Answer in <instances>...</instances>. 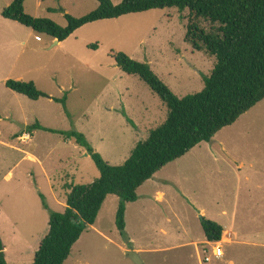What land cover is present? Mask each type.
<instances>
[{
    "label": "rangeland",
    "instance_id": "374dc122",
    "mask_svg": "<svg viewBox=\"0 0 264 264\" xmlns=\"http://www.w3.org/2000/svg\"><path fill=\"white\" fill-rule=\"evenodd\" d=\"M47 2L58 5L55 0ZM62 2L66 3L53 12L39 14L66 26L63 10L80 17L99 6L98 0ZM28 9L33 11L29 4ZM188 13L169 8L97 21L74 32L63 45H54L51 36L41 35V55L33 54L41 62L36 61L35 69L43 70L31 76L52 97L42 102L43 122L57 130L83 133L106 162L123 164L137 143L148 139L150 129L166 120L167 108L139 76L125 72L115 56L125 53L150 64L179 97L200 91L216 59L185 40L187 19L183 16ZM198 23L207 31L214 27L203 18ZM53 97H66V102ZM17 122L0 119V139L9 143H0V235L9 263L31 264L49 231L50 212L65 210L66 184H88L100 176V170L83 147L59 133L35 129L31 141L11 138L22 129ZM28 152L42 161L46 158L56 195L43 167L27 159ZM32 171L34 180L28 176ZM9 173L13 175L8 177ZM155 177L158 182L146 183L141 195L157 185L166 195L162 204L155 196L151 204L141 198L130 206L122 235L116 225L120 198L109 195L96 223L74 244L65 264H135L124 250L132 247L130 237L153 249L142 253L145 264H264V100L218 132L213 143L206 142V150H192ZM185 193L206 206L204 218L233 224L239 232L233 237L225 228L220 259L204 262L213 245L207 239L206 244L202 242L203 218L187 203ZM191 240L199 246H180Z\"/></svg>",
    "mask_w": 264,
    "mask_h": 264
},
{
    "label": "trees",
    "instance_id": "16d2710c",
    "mask_svg": "<svg viewBox=\"0 0 264 264\" xmlns=\"http://www.w3.org/2000/svg\"><path fill=\"white\" fill-rule=\"evenodd\" d=\"M26 0H13L3 11L5 18L32 28L38 35L64 41L79 28L101 20L116 19L133 13L177 8L188 11L185 40L198 51L205 50L216 62L204 87L184 97L177 96L153 71L150 64L117 53V64L128 74L137 75L163 101L167 118L150 129L149 137L137 143L121 165H111L97 152L86 136L78 131H63L42 126L28 127L59 133L83 147L93 158L100 176L88 184H66L64 211H51L49 231L42 239L31 264H65L74 244L93 226L107 197L120 198L116 225L126 232L129 202L138 200V189L167 164L183 157L202 142H211L223 128L233 125L247 111L264 100V0H98L97 9L76 17L65 13L67 25L49 17L26 12ZM203 18L214 25L207 31ZM7 87L31 100L49 95L33 80L8 79ZM66 102L65 98H55ZM43 196V195H42ZM46 206V199L43 196ZM202 227L209 242L222 241L225 228L203 218ZM0 264L8 262L0 235Z\"/></svg>",
    "mask_w": 264,
    "mask_h": 264
},
{
    "label": "crops",
    "instance_id": "0c3cea01",
    "mask_svg": "<svg viewBox=\"0 0 264 264\" xmlns=\"http://www.w3.org/2000/svg\"><path fill=\"white\" fill-rule=\"evenodd\" d=\"M13 0H0V119H8L18 121L17 123H23L25 125L24 129H20L19 131L13 132L11 135V138H17L20 140L23 135L29 136L30 139L29 141L32 140V136L36 133L37 130L33 129L32 131H28V127L32 125L31 120L37 119V121L44 127L52 128L48 125H46L43 120H42V115H44L45 107L43 106L44 103L43 100H52V97H42L39 100H31L28 97L16 93L15 91L11 90L9 87H7L6 82L8 79H18V80H33L36 81V78H34L32 73L34 71H42L43 68L38 67V70L35 69V64L36 61V56L38 57L41 55V53H38L40 49L42 50L43 46L40 42L43 41L42 36L38 35L32 28L27 27L25 25H22L21 23L5 18L2 15V11L12 2ZM55 3L58 4L57 6H63L64 3L62 0H55ZM67 3H71V5H74L75 0H67ZM28 4L31 5L32 10L28 9ZM56 6V7H57ZM52 4H49L47 0H26L25 1V8L26 11L29 13H32L31 15L37 16V17H43V16H48L47 14H39L41 11H47V12H53V10L56 9ZM65 7V6H64ZM65 9V8H64ZM68 11V10H67ZM95 23V22H94ZM91 24V23H90ZM88 25V24H87ZM86 26V25H85ZM84 27V26H83ZM82 28V27H81ZM80 29V28H79ZM78 29V30H79ZM76 32V31H75ZM38 37H41V39H37ZM53 38V37H52ZM54 39V38H53ZM56 40V41H55ZM55 41L54 45H63L64 41H59L57 39H54ZM33 53H38L33 54ZM36 55V56H35ZM41 63L40 61H38ZM8 96H11V98H7ZM45 105V104H44ZM28 109H31V112H28ZM235 124V123H234ZM20 126V125H17ZM40 130V129H39ZM44 130V129H42ZM220 132V131H219ZM0 135H2L0 133ZM214 140V139H213ZM213 140L209 143H213ZM1 144H9L8 142H5L4 140L0 139ZM203 144V145H202ZM16 150H21L23 151L19 146L12 145ZM197 148H200L202 150H206V142H202L196 147H194L192 150H195ZM191 150V151H192ZM190 151V152H191ZM188 152V153H190ZM187 153V154H188ZM27 154V159H30L33 162H37L40 166L43 167V171L49 181V183L52 186V191L55 193V187L54 183H52V179L50 178V172L48 169L45 167V161H42L38 156L33 154L32 152H28ZM89 156V155H86ZM186 155L181 157L180 160L185 158ZM178 159V161H180ZM48 161V160H47ZM163 169V168H162ZM161 169V170H162ZM158 174V173H156ZM156 174L154 175L153 178L149 179L146 181L139 189H138V200L135 202H129L127 204V210H126V217L128 215V210L130 206H134L139 203L141 198L148 199V204L152 203L153 198L156 196L159 198L158 203L162 204L166 195L164 191L159 190V187L157 185H153L149 191H147L146 195H141V190L143 189V186H145L146 183L148 182H155L156 181ZM10 175L13 174H8L7 176L9 177ZM28 176L32 177L34 180L36 176H34V172L32 171ZM167 183L169 181L165 180ZM190 191V189H188ZM184 193V192H183ZM186 194V193H185ZM186 199L188 200L187 203L192 205L196 211L200 214V217L204 218L207 217V210L206 206L204 204H200V202L197 199H194L193 196H189L188 193L185 195ZM109 197V196H108ZM155 197V198H156ZM184 197V196H183ZM157 198V199H158ZM157 208V206H155ZM225 215H228L227 211H224ZM128 220V219H127ZM212 220V219H211ZM215 221V220H214ZM128 223V221H127ZM221 225L224 226V228L228 229L230 232L231 236L233 237H238L239 232L236 230L235 225L233 224H227V223H220ZM127 225V224H126ZM128 228H129V223H128ZM160 233H162V230H158ZM163 233H166L163 231ZM205 234V233H204ZM226 236V230L223 235L222 241H219L221 243L224 242ZM205 239L202 242H205L206 244V236L204 237ZM233 242V241H232ZM230 242V243H232ZM130 243L132 244L131 248H124V250L127 252L128 250H135L140 255L142 256V253H145L147 250H153L149 249L146 246H143L142 244L136 243L135 239L133 237H130ZM180 246H186V244H193L195 243L196 246H199V243L197 241H189V242H182ZM208 243H214V242H209ZM229 244V242H227ZM155 250V249H154ZM199 253V249H198Z\"/></svg>",
    "mask_w": 264,
    "mask_h": 264
},
{
    "label": "built area",
    "instance_id": "2783aa9c",
    "mask_svg": "<svg viewBox=\"0 0 264 264\" xmlns=\"http://www.w3.org/2000/svg\"><path fill=\"white\" fill-rule=\"evenodd\" d=\"M37 39L40 40L41 37H38ZM21 139L22 140H25V141H29L30 137L28 135L27 136L23 135V137ZM211 245H213L212 246L213 248L211 250V254H208L204 258V260H205L204 262H206V263H209L211 261V257L220 259L224 255V250H223V247H222V243L221 242H214V243H211Z\"/></svg>",
    "mask_w": 264,
    "mask_h": 264
},
{
    "label": "water",
    "instance_id": "95a60500",
    "mask_svg": "<svg viewBox=\"0 0 264 264\" xmlns=\"http://www.w3.org/2000/svg\"><path fill=\"white\" fill-rule=\"evenodd\" d=\"M18 124L21 126L22 129L25 128L24 124H21V123H18ZM126 253H127V256L130 257L135 262V264H145L142 256L137 251L128 250Z\"/></svg>",
    "mask_w": 264,
    "mask_h": 264
}]
</instances>
